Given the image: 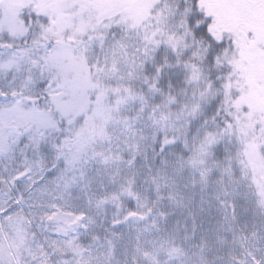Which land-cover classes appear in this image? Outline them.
I'll return each mask as SVG.
<instances>
[{"label":"rangeland","instance_id":"1","mask_svg":"<svg viewBox=\"0 0 264 264\" xmlns=\"http://www.w3.org/2000/svg\"><path fill=\"white\" fill-rule=\"evenodd\" d=\"M160 1L0 0V76L14 79L0 80L5 92L0 102V264H122L116 232L124 222L145 225L143 235L163 223L158 236L135 245L136 261L218 264L211 261L217 255H208L205 240L194 245L193 213L182 201L192 202L198 184L210 183L215 168L207 161L209 148L221 140L234 142L239 130L211 134L173 179L168 172L157 174L155 166H148L147 176L140 168L138 155H148L151 134L178 131L187 116V107L176 111L165 99L151 102L143 91L148 83L141 75L154 52L163 44L178 51L187 37L172 20L174 7L158 6ZM201 5L212 17L216 37L235 38L230 64L246 141V152L231 162L238 169H218L219 176L222 182L238 177V183L253 184L254 168L262 172L253 167L259 151L252 134L254 125L264 123V0H202ZM11 84L20 88L13 91ZM95 97L112 101L90 111ZM60 119L68 126L55 159L65 169L47 174L39 169L36 148ZM9 125L20 129L19 138L3 133ZM143 174L159 182L156 190L168 201L160 222L145 210L121 214L119 204L134 197ZM218 186L209 188L216 196ZM225 190L224 200L230 198ZM259 204L264 208V201ZM230 227L225 264H264V248L251 251L246 233Z\"/></svg>","mask_w":264,"mask_h":264},{"label":"trees","instance_id":"2","mask_svg":"<svg viewBox=\"0 0 264 264\" xmlns=\"http://www.w3.org/2000/svg\"><path fill=\"white\" fill-rule=\"evenodd\" d=\"M201 2L202 0H161L158 3V6L165 4L166 8L174 7L171 9L174 11L172 20L175 18V21H179L177 24H180L184 34L187 33V37L184 38L182 47L178 51L174 47L163 44L150 57L141 75L148 83V86L143 89L144 95L147 100L155 103L165 99L176 111H183L187 107V116L182 123L183 127L178 131L175 129L170 133H160L158 136L151 134L152 141L148 146V155L139 153L138 156L141 157L140 168L145 170L146 176L149 171L148 166H155L157 174L168 172L169 177L173 179L176 170L205 144L211 134L214 135L223 130H239L234 142L221 140L213 148H209L206 154L207 161L209 166L215 168L210 174V183L197 180L196 182H200L198 184L200 187L197 189L200 191L199 195H196L195 191L192 202L182 201L190 206L189 209L193 213L191 224L192 229L195 228L194 245L199 247L205 240L208 255H217V258L211 261L225 264L228 261L224 256L229 247H223V244L231 233L230 226L234 225L246 233L247 241L252 243L251 251L259 253L260 248H264V208L259 204V201H264V123L254 125L252 134L254 141L257 139L255 143L258 144L259 151L254 158L253 167L256 166L262 172L258 173L254 168L253 184H250V181L238 183V177L231 183L222 182L218 169L232 168L231 162L235 161L237 155L241 154V151L246 152L244 146L246 141L241 134L238 120L240 114L235 105V100L239 96H237L236 75L230 64L231 55L235 56V38L225 36L222 39L212 33V17L205 13ZM160 9L163 7H156L155 11ZM112 27L117 31L115 23ZM0 80L7 84L14 81V79L11 81L3 79L1 76ZM1 88L2 86H0V102H2L1 96L5 94ZM18 88L20 87L15 88L12 85L13 91ZM156 93L162 98L157 100L159 96H155ZM111 101L109 97L104 99L95 97L89 109L91 111L100 104ZM194 107H198V112H195ZM66 126H68L67 121L60 119L55 131H52L45 139L39 138L40 147L36 150L43 158L42 161L40 157L39 169L43 168L47 174L49 171L62 174L65 169V165L55 159V148L63 137ZM23 145H26V142L17 146L16 153L23 150V148L19 149ZM233 166L234 171L238 169L237 165ZM145 175L143 174L136 182L134 197L129 196L123 200V204H119L122 209L124 208L121 214L127 216L132 211L145 210L146 213H152L151 216L158 218L160 222L161 213L167 212L168 201L156 190L155 186L159 182L153 179L147 180ZM216 183L223 185V187L218 186L221 192L217 196L214 190H209ZM222 188H227L228 191L224 190L226 196L230 198L222 199L224 192ZM184 194H187V191H184ZM227 212L231 213V216H227ZM162 225L163 223L160 222L159 227L150 228L155 230L154 232L143 235L145 225L127 226L126 222L120 224L117 227L116 243L117 246L121 245L124 251L122 258L125 261L119 262L137 264L139 261L134 258L135 245L138 246L148 237L158 236V230ZM141 262L143 260L139 264Z\"/></svg>","mask_w":264,"mask_h":264},{"label":"water","instance_id":"3","mask_svg":"<svg viewBox=\"0 0 264 264\" xmlns=\"http://www.w3.org/2000/svg\"><path fill=\"white\" fill-rule=\"evenodd\" d=\"M4 133H8L10 132V134L15 137V136H18L19 135V130L16 128V127H10V126H6L4 127L3 129Z\"/></svg>","mask_w":264,"mask_h":264},{"label":"bare ground","instance_id":"4","mask_svg":"<svg viewBox=\"0 0 264 264\" xmlns=\"http://www.w3.org/2000/svg\"><path fill=\"white\" fill-rule=\"evenodd\" d=\"M10 127H16V126H13V125H9ZM6 127V126H5ZM17 128V127H16ZM4 129V128H3ZM2 129V130H3ZM18 129V128H17ZM19 130V129H18ZM4 132V131H3ZM19 135L18 136H15V137H13L11 134H10V132H8V133H5V135L6 134H9V136L11 137V138H13V139H16V138H19L20 136H21V131L19 130Z\"/></svg>","mask_w":264,"mask_h":264}]
</instances>
